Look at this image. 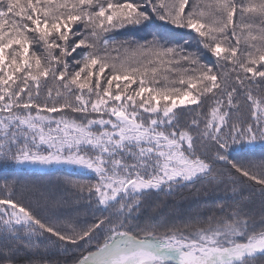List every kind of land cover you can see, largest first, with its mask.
Returning a JSON list of instances; mask_svg holds the SVG:
<instances>
[{"label":"snow or ice","instance_id":"snow-or-ice-1","mask_svg":"<svg viewBox=\"0 0 264 264\" xmlns=\"http://www.w3.org/2000/svg\"><path fill=\"white\" fill-rule=\"evenodd\" d=\"M257 143L264 0H0V174L81 169L87 180L68 183L91 209L79 222L47 185L4 174L0 264H16L18 240L28 264H53L51 248L78 252L73 264H264V199L258 217L241 197L181 224L133 223L149 194L215 180L218 165L264 198V159L242 158Z\"/></svg>","mask_w":264,"mask_h":264},{"label":"trees","instance_id":"trees-1","mask_svg":"<svg viewBox=\"0 0 264 264\" xmlns=\"http://www.w3.org/2000/svg\"><path fill=\"white\" fill-rule=\"evenodd\" d=\"M161 22L156 21V25ZM156 30L155 26L151 29L140 30L134 33H127L126 35H135L137 38L144 36L146 31ZM172 35L175 38L176 43H183L189 40L187 30L176 29ZM123 39V37H119ZM190 50L195 51L196 46L193 43L190 45ZM117 53L113 52L112 55ZM123 54V49H121ZM204 62H208V58H205ZM240 101V113L247 115V106L244 103V97H238ZM209 101H205V111H207V104ZM181 120H191L192 116L188 112L179 113ZM264 146L257 143L255 145L254 153L246 154L242 158L245 161L251 160L255 164H259L264 156L261 155V150ZM222 166H217V178L215 180L206 178L201 181H197L194 185H189L184 188L175 189L171 195H166L164 192H153L149 194L141 209L140 217L138 221L133 223H139L141 226L148 223L150 220L153 222H175L181 224L189 219V217H195L197 215L201 217H207L210 213L218 210L220 205L225 207L233 205L234 201H239L241 197H250L251 201L246 206L254 211L257 217L261 210L262 198L259 194L258 188L255 182L247 181L239 177H229L225 172L223 175H219V171ZM258 171V167L253 169ZM82 171L69 169L62 167L59 170H38V169H15L5 170V173L0 174V182L4 178V174L8 175V178H12L13 175H21L30 179H37L41 183L48 186V191L56 200L66 202L63 207L71 208L73 210L74 218L78 216L79 222H84L85 218L91 216V209L88 207L87 196L83 198L79 197V194L71 186L68 181H85L87 177L81 175ZM236 181L233 183V181ZM51 181V184H49ZM222 181V182H221ZM235 189V192H234ZM25 203H29L33 210L41 218L54 219L58 213L53 211L52 203L49 202L45 206V202L42 199H37L31 194H25ZM63 217L61 216V219ZM3 241H0V246L3 245ZM11 246L19 247V251L15 253L16 264H28V260L33 257V253H28L23 248L24 240L9 241ZM41 250H43V243H41ZM79 256L78 252H61L58 249L51 248L47 252V258L53 262V264H73V261Z\"/></svg>","mask_w":264,"mask_h":264},{"label":"rangeland","instance_id":"rangeland-1","mask_svg":"<svg viewBox=\"0 0 264 264\" xmlns=\"http://www.w3.org/2000/svg\"><path fill=\"white\" fill-rule=\"evenodd\" d=\"M65 167H67V168H69V169H74V168H71V167H68V166H65ZM26 169H33V168H26ZM38 170H48V169H38ZM74 170L83 171V170H81V169H74Z\"/></svg>","mask_w":264,"mask_h":264}]
</instances>
